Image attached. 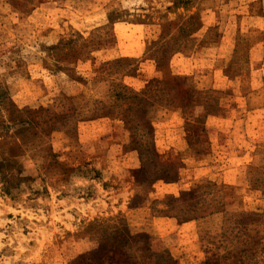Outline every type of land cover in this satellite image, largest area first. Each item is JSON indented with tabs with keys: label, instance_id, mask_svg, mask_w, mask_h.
<instances>
[{
	"label": "rangeland",
	"instance_id": "1",
	"mask_svg": "<svg viewBox=\"0 0 264 264\" xmlns=\"http://www.w3.org/2000/svg\"><path fill=\"white\" fill-rule=\"evenodd\" d=\"M0 264H264V0H0Z\"/></svg>",
	"mask_w": 264,
	"mask_h": 264
},
{
	"label": "trees",
	"instance_id": "2",
	"mask_svg": "<svg viewBox=\"0 0 264 264\" xmlns=\"http://www.w3.org/2000/svg\"><path fill=\"white\" fill-rule=\"evenodd\" d=\"M158 66H161V64H160V63H158ZM140 100H142V98H141Z\"/></svg>",
	"mask_w": 264,
	"mask_h": 264
}]
</instances>
